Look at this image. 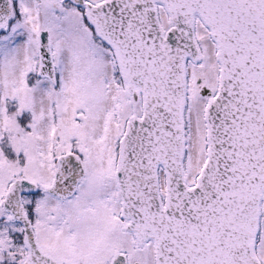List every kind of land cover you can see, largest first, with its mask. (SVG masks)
<instances>
[{"label": "snow or ice", "instance_id": "obj_1", "mask_svg": "<svg viewBox=\"0 0 264 264\" xmlns=\"http://www.w3.org/2000/svg\"><path fill=\"white\" fill-rule=\"evenodd\" d=\"M0 264H264V0H0Z\"/></svg>", "mask_w": 264, "mask_h": 264}]
</instances>
